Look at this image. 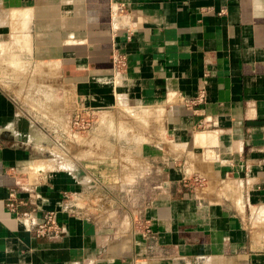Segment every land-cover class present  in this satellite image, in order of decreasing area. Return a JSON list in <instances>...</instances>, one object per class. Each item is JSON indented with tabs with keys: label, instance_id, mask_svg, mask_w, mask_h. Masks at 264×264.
Returning a JSON list of instances; mask_svg holds the SVG:
<instances>
[{
	"label": "crops",
	"instance_id": "0c3cea01",
	"mask_svg": "<svg viewBox=\"0 0 264 264\" xmlns=\"http://www.w3.org/2000/svg\"><path fill=\"white\" fill-rule=\"evenodd\" d=\"M46 91L92 116L89 171L46 158ZM0 264H264V0H0Z\"/></svg>",
	"mask_w": 264,
	"mask_h": 264
},
{
	"label": "rangeland",
	"instance_id": "374dc122",
	"mask_svg": "<svg viewBox=\"0 0 264 264\" xmlns=\"http://www.w3.org/2000/svg\"><path fill=\"white\" fill-rule=\"evenodd\" d=\"M28 97L30 101L29 114L38 122L39 126L47 128L48 132L52 134L51 152L46 158L56 159L57 162H61L60 166L72 170L77 169L83 173L89 171V156L93 157L89 155V146L91 145L89 144V130L92 126V116L89 117L88 112L81 111L68 93L64 95L63 92L59 97H54L53 91H46L39 101H36L33 94ZM130 110L132 115L138 119L141 132L148 133L152 126L149 119L150 114H147L149 113L147 110L150 109ZM133 124V122L127 123L124 128L119 127L115 122L110 124V137L105 140V145L108 143V148H110V158L119 159L120 155L117 152L120 153L122 150L120 145L123 141H126L127 144L133 142L132 138H126L129 130L135 131L134 126L136 125ZM144 138L146 137H143L142 140ZM101 141L95 139L94 145H101ZM123 152L125 151L122 150L121 153ZM29 171L34 172L33 169H29Z\"/></svg>",
	"mask_w": 264,
	"mask_h": 264
},
{
	"label": "built area",
	"instance_id": "2783aa9c",
	"mask_svg": "<svg viewBox=\"0 0 264 264\" xmlns=\"http://www.w3.org/2000/svg\"><path fill=\"white\" fill-rule=\"evenodd\" d=\"M125 7L122 6L119 9V12H123ZM119 62V63H118ZM117 63L122 64V60L120 59ZM205 93L201 92L196 98L184 99V104L189 108H194L201 103L204 102ZM90 124V123H89ZM191 182H194L195 185H200L203 182V179L195 176L193 179H190ZM34 225V231L38 237H46V236H58L62 233V228L59 226L56 220L55 212H47L43 218L39 221L36 219H32Z\"/></svg>",
	"mask_w": 264,
	"mask_h": 264
}]
</instances>
